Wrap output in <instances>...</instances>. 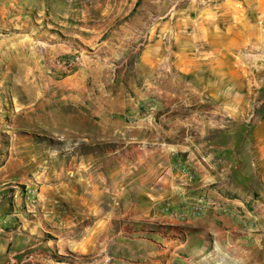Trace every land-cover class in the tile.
<instances>
[{"label": "rangeland", "instance_id": "374dc122", "mask_svg": "<svg viewBox=\"0 0 264 264\" xmlns=\"http://www.w3.org/2000/svg\"><path fill=\"white\" fill-rule=\"evenodd\" d=\"M221 3L240 26L246 16L261 23L260 39L234 49L256 111L264 108V12H257L264 0H0V112L8 126L0 133V165L13 171L0 188V205L10 199L0 220L9 238L0 264H264V216L239 228L248 237L236 232L221 244L168 250L163 212L153 216L144 203L146 144L215 138L210 112L220 104L207 98V80L221 72L207 73L205 34L176 37L174 21L184 10L210 16ZM158 41L164 63L179 61L180 49L196 53L200 98L179 101L194 94L191 81L177 69L151 67L158 50L148 48ZM190 56L184 61L193 62ZM167 111L169 130L146 126L152 117L161 124ZM179 113L180 128L173 125Z\"/></svg>", "mask_w": 264, "mask_h": 264}, {"label": "crops", "instance_id": "0c3cea01", "mask_svg": "<svg viewBox=\"0 0 264 264\" xmlns=\"http://www.w3.org/2000/svg\"><path fill=\"white\" fill-rule=\"evenodd\" d=\"M222 5L223 3L215 5L213 7L215 11L211 12L210 16L205 15L202 18L187 15L184 10L176 15L174 21L176 37L188 33H193L194 36L205 34L204 40L209 43L206 55L210 60L209 64H206L207 73L211 70L221 72L218 78L207 80L208 86L213 88L207 98L220 104L219 110L210 112L211 119L214 120L212 129H215V138L201 140V143L200 140L193 141L194 144L151 142L145 145L151 153V158L147 162V172L151 178L144 203L153 216L158 215L160 210L163 212L161 215L166 221L169 238L163 236L162 243L168 250L177 244L179 247H186L189 243L194 245V242H198L202 247H207L232 241V236L236 232H242L239 228L249 224L251 218L264 216V108L257 106L256 111L249 109L254 97L251 96L253 84L245 73L244 63L234 60V49L237 44L252 42L254 38L260 39L261 23L258 18L251 20L246 16L244 24L240 26L235 21L234 11L226 14L221 12ZM257 12L262 14L264 6H258ZM222 22L226 24H220ZM159 41L156 46L148 48L150 51L158 50L155 53V61L150 62L151 67L177 69L181 72V77H185L188 82L191 81L194 94L178 97L179 101L197 96L200 98L199 90L202 86L200 70L203 69V65L194 62L196 53L193 51L187 53L186 50L183 52L180 49L176 53L179 61L173 64L164 63L167 50L163 46L156 48ZM185 54H191L193 62L184 61ZM160 58L161 63L158 61ZM173 96L169 95L164 99L168 98L170 102ZM263 101L264 98L259 104ZM121 103L120 107L125 109L127 102L124 98L121 99ZM170 112H163L160 115L161 124L156 123L155 117H152L146 122V126L155 129L161 127L162 130L167 127L169 130L172 118ZM175 116L179 123L173 125H179L180 128V123H183L181 114ZM3 117L0 112L1 134L8 127L4 125ZM11 171L9 163L0 165L2 190L6 188L3 186L5 182L11 178ZM197 204L205 207V214L192 217L189 209ZM9 206L10 199L2 197L0 220L10 212ZM222 208L244 213V219L225 214ZM7 229L0 233V263L7 258L9 248ZM248 232L246 230L241 235L248 237ZM173 235H178L180 239ZM182 240L185 244H182ZM168 250H165V253ZM170 261L178 263L179 259L170 257Z\"/></svg>", "mask_w": 264, "mask_h": 264}, {"label": "built area", "instance_id": "2783aa9c", "mask_svg": "<svg viewBox=\"0 0 264 264\" xmlns=\"http://www.w3.org/2000/svg\"><path fill=\"white\" fill-rule=\"evenodd\" d=\"M79 58L75 57L73 60L69 59L67 61H64L63 64H67L68 62H74V61H78ZM31 192L29 191L28 194H30ZM215 204H213L214 206ZM190 215L192 217H199L201 215L205 214V207L202 206L201 204H197V205H193L190 209H189ZM222 212H224L225 214H231L233 211L231 210V208H222ZM3 231V225H0V233Z\"/></svg>", "mask_w": 264, "mask_h": 264}, {"label": "bare ground", "instance_id": "6f19581e", "mask_svg": "<svg viewBox=\"0 0 264 264\" xmlns=\"http://www.w3.org/2000/svg\"><path fill=\"white\" fill-rule=\"evenodd\" d=\"M103 228V227H102Z\"/></svg>", "mask_w": 264, "mask_h": 264}]
</instances>
